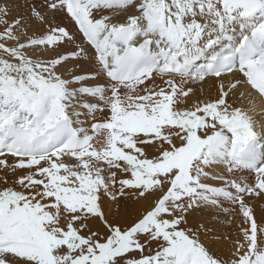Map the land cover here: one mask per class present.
Returning <instances> with one entry per match:
<instances>
[{
  "label": "snow or ice",
  "instance_id": "snow-or-ice-1",
  "mask_svg": "<svg viewBox=\"0 0 264 264\" xmlns=\"http://www.w3.org/2000/svg\"><path fill=\"white\" fill-rule=\"evenodd\" d=\"M0 264H264V0H0Z\"/></svg>",
  "mask_w": 264,
  "mask_h": 264
}]
</instances>
